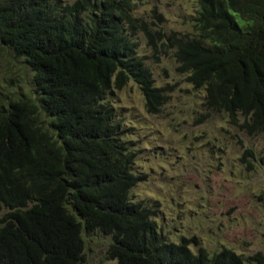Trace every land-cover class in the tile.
<instances>
[{"label": "trees", "instance_id": "1", "mask_svg": "<svg viewBox=\"0 0 264 264\" xmlns=\"http://www.w3.org/2000/svg\"><path fill=\"white\" fill-rule=\"evenodd\" d=\"M136 1L0 0V49L32 75L29 92L0 86V264H85L82 233L93 231L110 238L106 258L117 264L262 262L163 237L130 199L135 154L105 98L131 82L147 113L166 102L127 28L153 58L172 52L207 111L264 134V0H194V35L184 39L134 18Z\"/></svg>", "mask_w": 264, "mask_h": 264}, {"label": "rangeland", "instance_id": "2", "mask_svg": "<svg viewBox=\"0 0 264 264\" xmlns=\"http://www.w3.org/2000/svg\"><path fill=\"white\" fill-rule=\"evenodd\" d=\"M52 1L64 6L76 0ZM196 11L194 0H140L132 16L152 32L184 39L194 35ZM126 33L144 57L154 87L166 97L152 115L134 83L106 95L123 140L135 154L133 174L139 181L130 199L152 212L170 243L194 238L193 253L224 248L245 258L259 255L264 264V134L250 135L227 115L207 111L204 90L193 89L187 75L177 71L172 52H158L155 59L143 34L127 28ZM31 79L20 61L0 49L1 87L29 92ZM237 120L243 122L241 116ZM82 235L85 264H117L106 258L109 237L98 231Z\"/></svg>", "mask_w": 264, "mask_h": 264}]
</instances>
